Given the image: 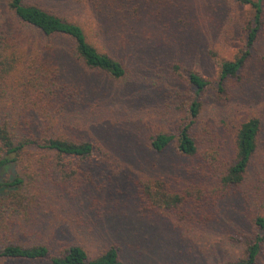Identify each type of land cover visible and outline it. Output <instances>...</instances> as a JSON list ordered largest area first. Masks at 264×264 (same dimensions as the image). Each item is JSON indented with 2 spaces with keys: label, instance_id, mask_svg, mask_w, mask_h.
<instances>
[{
  "label": "rangeland",
  "instance_id": "1",
  "mask_svg": "<svg viewBox=\"0 0 264 264\" xmlns=\"http://www.w3.org/2000/svg\"><path fill=\"white\" fill-rule=\"evenodd\" d=\"M37 1L82 23L89 40L122 60L128 73L115 81L63 54L83 105L71 100L49 120V130L91 140L99 152L80 166L74 192L53 188L22 218L0 214V246L45 244L60 254L78 244L90 257L116 246L121 264H224L243 256L246 246L237 239H248L257 230L253 218L264 215V24L245 66L220 96L212 87L197 95L187 73L216 79L222 61L243 53L251 7L239 0H169L140 21L114 24L115 12H98L85 0ZM11 17L7 0H0L1 35L10 36L4 26ZM195 98L202 106L190 130L199 152L152 150L151 137L177 133ZM253 117L261 126L257 150L244 182L225 191L220 175L234 160L241 125ZM33 124L35 132L42 127ZM15 173L0 168V179ZM157 182L182 193L186 204L169 209L145 201V185ZM0 264L49 262L0 258ZM257 264H264V249Z\"/></svg>",
  "mask_w": 264,
  "mask_h": 264
},
{
  "label": "trees",
  "instance_id": "2",
  "mask_svg": "<svg viewBox=\"0 0 264 264\" xmlns=\"http://www.w3.org/2000/svg\"><path fill=\"white\" fill-rule=\"evenodd\" d=\"M167 1L85 0L98 12L103 8L115 12L110 18L114 24L117 19L122 23L134 19L140 21L148 10ZM239 1L250 6L253 14L246 48L241 55L220 63L216 79L188 70L187 82L197 95L212 87L220 96L225 91L226 81L239 75L257 41L264 24V0ZM7 8L12 17L4 30H8L10 36L0 34V89L5 96H0V168L14 167L16 173L0 179V214L22 218L46 202V194L50 196L53 188L74 192L81 185L80 166L93 161L99 152L100 147L91 140H75L49 130V120L55 113L65 112L71 100L77 101L82 94L63 56L71 54L83 70L104 73L115 81L123 79L128 69L122 60L95 46L79 21L59 14L37 0H7ZM107 19L102 13V22ZM8 79L10 83L6 82ZM78 102L83 105L80 100ZM201 106L202 103L195 98L177 133L155 134L150 139L151 149L163 152L174 148L184 156L196 155L199 145L190 128L200 114ZM34 120L42 124L38 132L34 130ZM260 127V120L256 117L241 125L234 160L220 175V185L225 191L244 182L258 147ZM145 194V201L153 207L173 209L186 204L182 193L162 182H157L155 188L146 184ZM253 222L257 230L245 241L237 239L245 244V254L224 264L258 263L264 249V215L256 216ZM0 258L46 260L49 264L122 263L120 249L116 246L90 257L78 244H71L62 253L54 254L45 244L6 243L0 246Z\"/></svg>",
  "mask_w": 264,
  "mask_h": 264
}]
</instances>
